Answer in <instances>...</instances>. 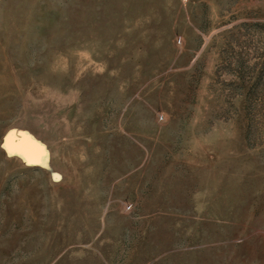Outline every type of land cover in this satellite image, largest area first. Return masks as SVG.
<instances>
[{
    "label": "rangeland",
    "instance_id": "1",
    "mask_svg": "<svg viewBox=\"0 0 264 264\" xmlns=\"http://www.w3.org/2000/svg\"><path fill=\"white\" fill-rule=\"evenodd\" d=\"M0 264H264V0H0Z\"/></svg>",
    "mask_w": 264,
    "mask_h": 264
}]
</instances>
